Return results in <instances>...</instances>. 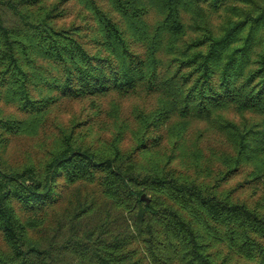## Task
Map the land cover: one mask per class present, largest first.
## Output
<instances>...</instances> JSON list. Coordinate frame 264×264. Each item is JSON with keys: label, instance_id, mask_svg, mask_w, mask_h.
Segmentation results:
<instances>
[{"label": "trees", "instance_id": "16d2710c", "mask_svg": "<svg viewBox=\"0 0 264 264\" xmlns=\"http://www.w3.org/2000/svg\"><path fill=\"white\" fill-rule=\"evenodd\" d=\"M0 264H264V0H0Z\"/></svg>", "mask_w": 264, "mask_h": 264}, {"label": "rangeland", "instance_id": "374dc122", "mask_svg": "<svg viewBox=\"0 0 264 264\" xmlns=\"http://www.w3.org/2000/svg\"><path fill=\"white\" fill-rule=\"evenodd\" d=\"M130 103L131 101H129V104ZM81 109H82L81 104L67 103L60 110H58L56 114L61 119V122L64 124L66 123V121L70 119V117L74 113H78V111H81ZM49 126L50 127H48L49 129H47V133L44 134L47 137L46 140L48 141L47 143L48 145L53 142L55 138L54 136L60 133L58 129V125L55 122ZM41 142H42L41 139L40 140H36L35 138L25 139L23 142H19L20 143L19 151H22V153L24 154L26 150H30L32 151L31 156L34 158L42 156V153H40L39 148H37L41 144ZM36 148L38 149L39 153H37V151L35 150ZM43 156H44V153H43Z\"/></svg>", "mask_w": 264, "mask_h": 264}, {"label": "water", "instance_id": "95a60500", "mask_svg": "<svg viewBox=\"0 0 264 264\" xmlns=\"http://www.w3.org/2000/svg\"><path fill=\"white\" fill-rule=\"evenodd\" d=\"M142 200H145L147 203H149V202H150V199H149V198H147L145 195H143V196H142Z\"/></svg>", "mask_w": 264, "mask_h": 264}]
</instances>
